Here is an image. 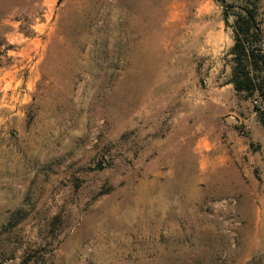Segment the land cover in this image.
Listing matches in <instances>:
<instances>
[{
    "label": "rangeland",
    "instance_id": "obj_1",
    "mask_svg": "<svg viewBox=\"0 0 264 264\" xmlns=\"http://www.w3.org/2000/svg\"><path fill=\"white\" fill-rule=\"evenodd\" d=\"M225 2L0 0V264H264Z\"/></svg>",
    "mask_w": 264,
    "mask_h": 264
},
{
    "label": "trees",
    "instance_id": "obj_2",
    "mask_svg": "<svg viewBox=\"0 0 264 264\" xmlns=\"http://www.w3.org/2000/svg\"><path fill=\"white\" fill-rule=\"evenodd\" d=\"M224 8L227 18L225 0H214ZM237 12H234L233 46L229 51L233 68L230 84L237 93H258L264 106V76L255 74L264 72V39L262 35V14L259 0H237ZM260 79V80H259ZM264 125V122H262Z\"/></svg>",
    "mask_w": 264,
    "mask_h": 264
}]
</instances>
